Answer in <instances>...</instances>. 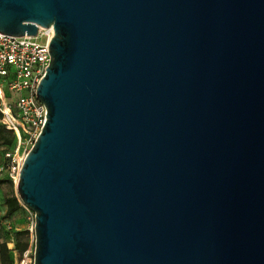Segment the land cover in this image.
Returning <instances> with one entry per match:
<instances>
[{
	"label": "water",
	"instance_id": "obj_1",
	"mask_svg": "<svg viewBox=\"0 0 264 264\" xmlns=\"http://www.w3.org/2000/svg\"><path fill=\"white\" fill-rule=\"evenodd\" d=\"M40 28L33 264H264V0H0Z\"/></svg>",
	"mask_w": 264,
	"mask_h": 264
},
{
	"label": "built area",
	"instance_id": "obj_2",
	"mask_svg": "<svg viewBox=\"0 0 264 264\" xmlns=\"http://www.w3.org/2000/svg\"><path fill=\"white\" fill-rule=\"evenodd\" d=\"M53 37V28H40L37 37L0 33V123L16 137L15 150L6 155L16 185L28 151L47 121L48 110L38 99L37 89L50 65L49 45ZM43 39L44 43L40 41ZM29 255L26 252L19 264H29Z\"/></svg>",
	"mask_w": 264,
	"mask_h": 264
},
{
	"label": "rangeland",
	"instance_id": "obj_3",
	"mask_svg": "<svg viewBox=\"0 0 264 264\" xmlns=\"http://www.w3.org/2000/svg\"><path fill=\"white\" fill-rule=\"evenodd\" d=\"M42 43L45 42V39L40 40ZM9 97L13 98V95L9 92ZM30 151V150H29ZM28 151V153H29ZM10 153L7 151L6 147H0V179H9L11 182L3 187H0V245L5 243L8 245V248L11 251L12 263L9 264H19L24 256L16 250V233L27 231L29 233L28 237L22 240L23 243L28 244L27 252L29 255V264L34 262V235H35V214L30 209L24 208L12 217H5L6 207H5V198L11 193L12 187L16 192L17 185L11 179L9 168L7 167L6 155ZM0 264L1 258H0Z\"/></svg>",
	"mask_w": 264,
	"mask_h": 264
},
{
	"label": "trees",
	"instance_id": "obj_4",
	"mask_svg": "<svg viewBox=\"0 0 264 264\" xmlns=\"http://www.w3.org/2000/svg\"><path fill=\"white\" fill-rule=\"evenodd\" d=\"M0 147H6L7 151L13 152L16 148V137L15 135L8 131L1 123H0ZM7 167L9 168L10 161L6 157ZM11 181L9 179H0V187L9 184ZM5 217L9 218L18 213L23 209L22 204L20 202L19 197L15 194L13 187L11 193H9L5 198ZM29 233L27 231H22L16 233V250L24 256V254L28 250V244L23 243L22 240L28 237ZM35 248V245H34ZM0 258L2 264L12 263L11 251L8 248V245L3 243L0 245ZM33 264V263H32Z\"/></svg>",
	"mask_w": 264,
	"mask_h": 264
},
{
	"label": "crops",
	"instance_id": "obj_5",
	"mask_svg": "<svg viewBox=\"0 0 264 264\" xmlns=\"http://www.w3.org/2000/svg\"><path fill=\"white\" fill-rule=\"evenodd\" d=\"M3 187V186H2Z\"/></svg>",
	"mask_w": 264,
	"mask_h": 264
}]
</instances>
